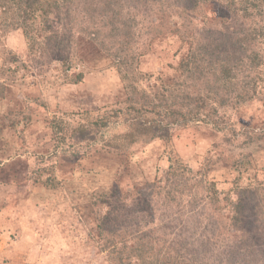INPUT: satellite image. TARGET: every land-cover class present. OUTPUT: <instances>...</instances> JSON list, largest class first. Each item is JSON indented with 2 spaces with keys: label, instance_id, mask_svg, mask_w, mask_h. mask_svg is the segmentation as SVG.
I'll list each match as a JSON object with an SVG mask.
<instances>
[{
  "label": "rangeland",
  "instance_id": "1",
  "mask_svg": "<svg viewBox=\"0 0 264 264\" xmlns=\"http://www.w3.org/2000/svg\"><path fill=\"white\" fill-rule=\"evenodd\" d=\"M131 5L138 13L145 11L142 2ZM218 5L216 0L214 6L208 7L215 12L209 23L203 18L191 19L194 28L189 32L190 43L203 39L205 30L235 35L225 23L244 18L238 12L220 13L222 7ZM12 6L8 10L0 8V264H112L110 250H103L107 249L106 241L102 240L95 219L98 208L94 197L101 191L115 195L108 198L107 203L111 210L109 223L118 230L119 236L134 233L139 228L148 230L157 248H171L172 251L174 248L175 256H193L201 264H264V231L251 233L262 225L259 218L264 216V191H257L259 194L255 196L251 192L244 193L245 216L239 217L249 230L246 235L237 227L238 221L231 222L234 207L229 201L237 173L230 166L233 154L247 153L250 160L246 166L248 170L242 169L247 173L242 178V188L254 185V175L264 182V139L259 141L257 137L248 147L243 145L248 134L244 132L248 128L264 136V83L251 100L236 104L245 90L248 91L245 89L246 74L237 70L235 96L229 106L220 108V97H207L209 90L219 87L220 79L208 76V82L189 81L195 88L194 104L181 108L175 102L170 103L169 110L181 111L180 116L158 106L155 108L164 112L161 116L144 112V116L121 114L119 122L98 132V128L87 124L88 119L95 121L94 115L98 114L109 116L124 99L127 85L121 74V71L126 73V65L120 71L87 36V31L93 28L103 29L101 35H104L106 28L83 15L67 17L66 9L71 7L68 5L63 13L46 16L50 23L41 37L32 30L30 20H24L26 11L19 5ZM154 7L159 9V6ZM178 21H173V27ZM32 35L42 41L41 45L38 41L37 52L31 49ZM149 39L145 36L135 42L130 50L131 57H140L131 61L137 63L140 73L158 70L163 82L171 85L180 74L174 67L185 59L190 44L182 46L179 37L171 33L157 38L151 45ZM209 47L205 44V48ZM229 47L233 55L234 50L231 45ZM255 50L252 51L256 54ZM259 52L257 54L264 59V45ZM202 53L206 54V49ZM240 58L243 59V55ZM62 70L72 77L83 73V81L66 83L61 76ZM262 76L264 78V68ZM154 81L156 78L140 79L136 86L139 84L151 93ZM184 81L188 85L187 78ZM199 105H208V108ZM84 109H90L89 117L85 114L73 116ZM213 109L218 110L219 115L213 114ZM31 112L33 121L29 127L24 130V125L19 124L15 130L18 121L15 114L30 115ZM187 113L192 116L196 113L203 121H189ZM139 117L150 122L148 127L154 126L162 139L143 140L129 150L128 156L107 152L108 145L103 143V138L109 133L126 134L128 126L132 130V122ZM80 124L85 125L87 131L77 137L84 140L76 144L70 128ZM64 134L67 143L60 139ZM169 136L174 138L171 144L179 148V156L190 163L197 176L206 175V180L214 183L217 192L211 193L212 187L209 190L204 187L195 200L186 194L183 198L173 195L172 182L168 183L167 160L170 151L175 149L164 140ZM213 154H223L224 159L210 165L208 160ZM53 165L62 182L61 188H47L30 179L38 167L48 170ZM119 187L123 194H132L125 204L116 199ZM209 195H216V199L209 200ZM232 199H239V195L233 194ZM114 200L115 203L110 202ZM106 210L99 209L101 213ZM122 237L117 239L118 250ZM127 238L133 245L131 237ZM181 243H187L188 247L181 250ZM160 255L149 254V257L156 261L161 259Z\"/></svg>",
  "mask_w": 264,
  "mask_h": 264
},
{
  "label": "trees",
  "instance_id": "2",
  "mask_svg": "<svg viewBox=\"0 0 264 264\" xmlns=\"http://www.w3.org/2000/svg\"><path fill=\"white\" fill-rule=\"evenodd\" d=\"M140 2H142L145 8V11L142 13H138L134 6L131 5L132 3L140 4ZM215 3L216 0H106V3H104L103 0H89V2L88 0H0V8L4 7V9L6 8V10H8L11 9V7L13 8L12 4L22 7L26 11V15L23 16L24 20H30L32 30L36 31L38 36L41 37L43 36L45 28L49 26L50 23V20L46 18V16L52 13H63V8L68 5L71 7L66 9L67 17H71L75 14H78V16L83 15L87 19H91L90 22L106 28L105 30L107 33H104V35H101L104 32L103 29L100 31L101 28H93L87 31V36L105 55L111 58L113 64L118 66L120 71L122 66L126 65V73L121 71L122 80L127 84L125 86V93L123 94L124 99L118 103L117 109H112L109 116L100 114L94 115L95 121L88 119L91 115L90 109H84V111H80L73 115L74 117L81 116V114L87 115L88 117L86 119L89 120L87 124H91L94 127L93 129L96 127L98 128V132H101L107 129L111 123L119 122V116L121 114H125L126 116H144V112L148 115L157 113L158 116H161L164 112L155 108H158V106L167 109H164V111L176 117L180 116L181 111L169 110L170 103L172 104L175 102L176 106H181V108L190 107L196 100L193 90L195 88L191 87L190 82H208L206 81L209 80L208 76H213L217 80L220 79L219 87L215 88V90H209L207 95L209 99L212 98L213 95L220 97L222 99L219 101L220 108L229 106L232 96H235L233 87H237L235 83L238 81L237 70H241L246 74L245 78L248 79V83L247 86L245 83V89L248 88V91L245 90V94L239 100L237 99L235 103L241 104L253 98L260 84L264 83V78L262 76L264 59L257 54L260 53L259 49L264 45V0H217L219 4L218 7L221 6L223 9L220 10V13L228 15V13L238 12L242 15L240 17L242 19L244 18L243 20L237 19L233 23H225L235 35L227 36L223 31L213 33L210 30H205L203 39H200L196 43H190L189 32L191 30L193 31L194 28L191 19L193 17L196 19L203 18L209 23V18L213 17L215 12L208 9V7L211 5L214 6ZM154 5L159 6V9L155 8ZM224 8L229 11L225 12ZM216 13H218V11ZM79 19L80 17L76 19L74 23L78 22ZM154 19L158 21H153ZM175 19L179 21L177 25L173 27V21ZM226 20L227 18L223 19V22ZM217 22H219V19ZM213 24L214 23H212V25ZM75 25L79 26V24ZM165 25L166 27H163ZM161 27L165 28L166 31ZM28 32L29 31L26 30V33ZM168 33L178 36L182 46H185L186 43L190 44V49L185 59L180 62L177 67H174L175 71L180 74L171 85H167L163 82V78L158 70L155 73L138 72L137 63L131 61L134 59V55L131 57L132 54L130 53L135 42L137 43L143 40L145 36L150 37L148 43L150 44L159 37H165ZM34 36L35 35H32L33 42L31 49L37 52L36 47L39 46L38 41H40V45L42 41L33 38ZM194 44L196 46H194ZM205 44L210 47L205 48ZM230 45L234 50L233 55L230 53ZM205 49L207 53L203 54L202 52L205 51ZM253 49H257L255 50L256 54L252 51ZM240 55H243V59L240 58ZM139 57L140 55L137 58ZM137 58H135L134 61H137ZM70 61L72 60L70 59ZM61 76L66 83L70 84H80L84 78L83 73L76 77H72L66 70H62ZM144 78L152 80L156 78V81H154L155 84L151 87V93L143 89L139 84L138 87L136 86L140 79ZM184 78H187L190 87L185 83ZM137 106H139L140 109ZM199 106L203 109L208 108V105ZM124 107L125 109L123 110L122 108ZM134 111L136 112L134 113ZM213 111V114L219 115L218 110L213 109ZM96 112H98V110H95V113ZM32 113L33 112H31L30 115L27 113L15 114L18 115L16 116L18 121L14 129L17 130V126L23 124L24 130H26L33 121L31 117ZM194 114L196 116H192V113H187V116H189L188 119H190L189 121H196L197 119L203 121L199 119H203V117L198 118V115L196 113ZM74 117H72L73 120ZM141 118L142 117H139L137 121L132 122V130H130V125L128 126L129 129L126 134L115 132L113 134L109 133V136L104 137L103 143L108 145L107 152L119 156H128L126 154H128L129 150L138 146L143 140L162 139L157 131L155 132L154 126L148 127V123L150 122H144ZM67 130L69 129L67 128ZM70 130L72 131V136L76 137V144L84 140L83 138L79 139L77 137L81 133L87 131L85 125L80 124L77 128L72 127ZM244 133H248L245 135L247 139L245 143H243L245 147L252 144L257 137L259 141L264 139V136L257 135V133L250 130V128L246 129ZM20 134L23 136L22 131H20ZM66 136V134L62 135L60 138L61 141L67 143L68 140ZM173 139V137L169 136L165 137L164 140H166V144L170 143V145H173L171 144ZM252 139L255 140L252 141ZM24 145L26 144L24 143ZM173 146L175 150L170 151L167 160L169 174L168 183L172 182L173 195L176 194L179 195L180 198H183L186 194V196L195 200L204 187H207L208 190L212 187V189L209 190L211 193L217 192L214 183L212 182V184H210V181L206 180V175L203 173L197 176L191 169L190 163L179 156V148L176 149V146ZM262 146L263 145H259L260 148ZM230 152L233 154L235 151L232 150ZM219 159H224L223 154H213V157L208 160V164H217V160ZM229 161L230 166H233V168L237 170L233 181L235 187L229 192V201L232 207H234V209H232L233 216L231 222L234 220L238 221L239 224L237 227L243 229L246 235L249 230L244 224V220L239 217L241 216L244 218L245 216V206L243 204L244 193L251 192L254 194L253 196H255V194L258 195L261 191H264V182H262L257 175H254L252 178L254 185H252V187L249 185L245 189L242 188L240 186L242 178L247 174L245 171H242V169L248 170L246 166L250 164L249 157L247 153L233 154L232 159ZM55 169V165L48 170L38 167L30 179L33 180L34 184L40 183L47 188H61L62 182L57 178ZM46 175H48V177L45 178ZM185 189L187 192L183 191ZM243 189L245 191H243ZM257 191L259 193H257ZM233 194L239 195V199L233 200ZM98 195L99 196L95 195L94 197V204L98 208L95 216L97 230L102 240L106 241L105 247L107 249L103 250H110L109 260L112 264H201L196 262L197 259L193 256H175L174 248L173 251L171 248L168 250L157 248L154 240H151L150 237L153 236L148 234V230L143 231L139 228L134 233H122L119 236L118 230L109 223L111 210L109 202L107 203L108 198L112 199L115 195L113 193H107L106 191H101ZM116 196L117 200L122 201L120 203L125 204L127 197H132V194H123L119 187ZM208 198L209 200L216 199V195H209ZM110 202L115 203V200ZM213 203L211 202V206H213ZM100 208H106L107 210L105 213H101L99 211ZM137 208L136 205L134 210L136 211ZM259 223L262 225H259L256 230H251V233L256 234L257 231H264V216H262L261 219L259 218ZM121 236H123L121 241L122 246L121 249L118 250L116 243L117 239ZM127 237H131L134 243L133 245L129 243L130 241ZM185 247H188L187 243L180 244L181 250ZM149 254L155 257L159 254L162 256L160 255V260L157 259L155 261L150 260Z\"/></svg>",
  "mask_w": 264,
  "mask_h": 264
}]
</instances>
